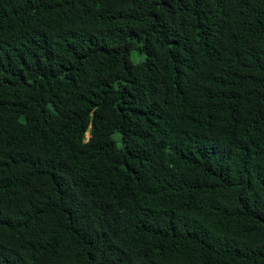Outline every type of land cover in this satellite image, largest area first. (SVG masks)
<instances>
[{
    "label": "trees",
    "instance_id": "16d2710c",
    "mask_svg": "<svg viewBox=\"0 0 264 264\" xmlns=\"http://www.w3.org/2000/svg\"><path fill=\"white\" fill-rule=\"evenodd\" d=\"M0 264H264V0H0Z\"/></svg>",
    "mask_w": 264,
    "mask_h": 264
},
{
    "label": "rangeland",
    "instance_id": "374dc122",
    "mask_svg": "<svg viewBox=\"0 0 264 264\" xmlns=\"http://www.w3.org/2000/svg\"><path fill=\"white\" fill-rule=\"evenodd\" d=\"M131 59L133 61V63H140L141 61H143L145 59V56L142 54H139L137 51H133L132 55H131ZM89 137V136H88ZM115 140L117 141L118 145H122L121 143V135L120 134H116L115 135Z\"/></svg>",
    "mask_w": 264,
    "mask_h": 264
},
{
    "label": "clouds",
    "instance_id": "9594fccd",
    "mask_svg": "<svg viewBox=\"0 0 264 264\" xmlns=\"http://www.w3.org/2000/svg\"><path fill=\"white\" fill-rule=\"evenodd\" d=\"M89 136V135H88ZM89 138V137H88Z\"/></svg>",
    "mask_w": 264,
    "mask_h": 264
}]
</instances>
